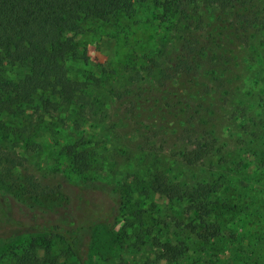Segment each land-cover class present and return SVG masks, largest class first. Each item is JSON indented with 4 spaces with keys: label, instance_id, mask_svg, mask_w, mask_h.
<instances>
[{
    "label": "rangeland",
    "instance_id": "374dc122",
    "mask_svg": "<svg viewBox=\"0 0 264 264\" xmlns=\"http://www.w3.org/2000/svg\"><path fill=\"white\" fill-rule=\"evenodd\" d=\"M157 15L156 6L140 3L133 19L116 24L121 32L101 26L79 36L93 73L109 78L104 123L76 127L72 108L40 98L24 114L0 113V188L28 205L56 208L64 197L40 181L51 172L78 179L67 148L89 142L90 177L132 193L115 231L96 228L88 264H166V243L187 247L178 264H264V0H215L205 8L196 36L210 48L194 69L184 41H160ZM128 33L141 42L136 58ZM164 69L169 81L159 85ZM203 139L213 142L214 156L187 166L182 149ZM160 173L184 190L206 181L224 186L214 214L218 238L204 244L186 228L196 217L188 203L145 195L147 176ZM26 221L0 224V264L28 246L43 256L46 244L61 264H79L61 241Z\"/></svg>",
    "mask_w": 264,
    "mask_h": 264
},
{
    "label": "trees",
    "instance_id": "16d2710c",
    "mask_svg": "<svg viewBox=\"0 0 264 264\" xmlns=\"http://www.w3.org/2000/svg\"><path fill=\"white\" fill-rule=\"evenodd\" d=\"M214 1L0 0V113L16 111L24 114L25 108L33 107L40 98L43 105L52 106V100H56L58 105L72 108L76 127L87 120L104 123L113 96L106 88L109 78L103 75L98 78L93 73L87 48L79 36L91 34L101 26L121 32L116 24L122 19H133L139 4L149 3L158 8L157 17L164 26L160 41L165 47L184 41L188 46L187 57L192 62L188 68L194 69L210 48L209 44L199 43L196 31L202 27L203 10ZM130 36L128 33L127 42L136 58L141 42ZM167 72L168 69H164L160 73L159 85L169 81ZM87 144L90 145L89 142H77L67 148L71 169L78 179L51 172L40 181L43 189L53 187L58 196L64 197L56 208L28 205L18 193L0 188V224L27 220L28 225L39 233L61 241L79 264H88L96 228L102 226L109 232L115 231L120 217L128 209L132 193L127 185L110 186L90 177L94 159ZM214 151L213 142L203 139L184 146L181 158L192 167L209 161ZM147 177L143 183L145 195L154 191L171 202L183 201L190 205L196 217L186 228L200 241L208 244L220 236L221 226L214 214L219 206L217 195L222 193L224 186L217 180L184 190L162 173ZM221 211H226L225 207ZM51 223H54L52 229ZM161 249L160 260L166 264L180 263L188 251L184 245L171 243L164 244ZM4 264L61 262L53 254L50 244H46L43 256L35 247L28 246Z\"/></svg>",
    "mask_w": 264,
    "mask_h": 264
}]
</instances>
